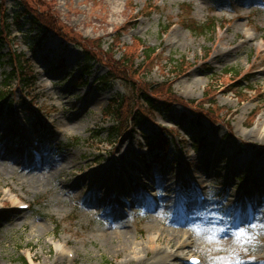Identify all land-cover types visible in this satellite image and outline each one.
<instances>
[{
  "label": "rangeland",
  "instance_id": "374dc122",
  "mask_svg": "<svg viewBox=\"0 0 264 264\" xmlns=\"http://www.w3.org/2000/svg\"><path fill=\"white\" fill-rule=\"evenodd\" d=\"M68 1L4 0L2 6L8 22L21 5L41 21L54 19L48 29L23 18L21 31L12 22L0 38V89L16 101L11 114L0 107V264H139L115 249L120 230L144 246L152 237V247L165 253L169 244L158 230L168 226L199 236L190 248L172 240L176 259L167 257L165 264H184L178 253L206 264L233 251L225 264H264V6L259 0ZM112 2L119 10L114 14L106 11ZM103 18L111 20L103 24ZM195 24L208 28H188ZM138 43L155 52L145 59ZM13 50L29 61L35 75L30 87L15 79L4 85ZM129 52L138 71L116 66ZM84 54L95 55L94 62ZM188 65L189 73L177 75ZM108 69L112 81L105 83ZM192 78L197 85L186 96ZM230 78L238 79L236 87H227ZM202 80L205 85H198ZM165 81L166 93L159 89ZM133 84L160 100L178 101L168 111L148 113L134 98ZM117 96L125 98L122 116L138 107L148 121L134 131L124 121L111 134L114 121L104 110ZM204 101L220 113L212 110L211 119L198 121L196 113L209 105ZM24 111L35 116L24 118ZM156 127L169 133L164 152L149 151L143 140ZM6 151L26 157L30 169L3 157ZM38 164L42 170L34 169ZM8 188L29 203L27 210H13ZM200 193L207 197L203 203ZM241 227L247 235L237 244L233 234ZM103 231L120 235L107 243Z\"/></svg>",
  "mask_w": 264,
  "mask_h": 264
},
{
  "label": "trees",
  "instance_id": "16d2710c",
  "mask_svg": "<svg viewBox=\"0 0 264 264\" xmlns=\"http://www.w3.org/2000/svg\"><path fill=\"white\" fill-rule=\"evenodd\" d=\"M2 6H4V0H0V38H5L3 36V33L8 32L10 24L14 23L15 26L17 27V29L19 31H21L23 26H24V24H21V21L23 18H26L27 21L30 20L32 22L31 24L33 26L35 23H37L35 25H38V26H39V23L40 24L42 23L41 26L44 25L48 29H49V27H51L50 24H48V21L52 19L51 15H47L48 18H46L45 20L43 19V21H41L40 18L36 14L32 13L29 10V7L25 6V5L20 6L19 13L16 14L13 18V21H12L13 23L8 22L7 18L9 16L5 12V8H3ZM29 14H31V16ZM53 19H54V17H53ZM37 20H39V21H37ZM188 28H190V30H192V31H196V30L205 31V29H207L208 27L205 25H196L195 24V25L189 26ZM62 37L64 38L63 35H62ZM42 39L43 38H41L40 40L37 41L38 43H37L36 48L37 47L39 48V46H40L39 42L42 41ZM72 41H74V40H72ZM74 42H76V41H74ZM136 42L137 41L134 40V44ZM81 47H83L82 44H81ZM135 48L140 50V53L143 55V57L145 59L149 58V56L155 52L154 48L146 47L145 45H143V43H138V45H136ZM83 50L85 52H87V50H85L84 47H83ZM12 52L13 53L9 52V54L7 55V59H6L8 62L10 70L4 76V85L7 86V84H8L7 82H9L12 79H15L17 86L30 87L35 80V75L33 74L32 70H31V66L28 63V59L25 58L26 56L22 52H16V50H13ZM132 53L133 52H129V54L128 53L123 54V56L118 61V65H116V66H120L121 68H123L122 70H125V71H128L130 69H132L133 71H138L137 70L138 67H134L135 64L133 63V59L135 56H133ZM94 58H95V55L86 54L87 62H90L91 59L94 60ZM113 67H114V65H113ZM110 72L112 73V69H110ZM167 84H168V82L165 81V83H163L161 85L162 88L159 86L158 87L161 91L166 93L169 90L168 89L169 87L167 86ZM133 85L135 88V90L133 91L135 93L134 98L136 100L139 99L144 104V106L149 108L150 111L148 113H155L156 111H158V108L163 109L165 111H168L171 109L170 104L178 101L176 98H174V99L164 98V99L160 100V99H158V97L154 96V92L152 90L147 89L146 86L137 87V85H135V84H133ZM165 88L167 89L166 91L164 90ZM124 102H125V98L118 96V97L111 99L109 101L107 107L105 108V111H104L105 114L104 115L111 117L114 121V124L110 127V130L112 132L111 134H114V135L118 134V129L120 128V126L122 125V123L124 121L125 122L130 121V127H131L132 131L135 130L136 125L140 124L141 122L148 121L149 116H147V114L140 113V111L138 110V107H135L133 110H131L128 113V115L122 116V114L120 112H122V105L124 104ZM204 102H202V103H204ZM208 103H209V105L207 106L206 109H204V108L200 109V112H202L201 114L196 113L197 116L196 115L195 116H196L198 121H201L205 118L211 119L212 110L215 111V114L220 113L219 108L215 107L214 102L208 101ZM2 106H5L8 112H12V110H13V101L11 99V93L5 89H0V107H2ZM127 112H128V110H127ZM133 114H135V116H132ZM157 129L158 130L151 135H143V139L145 141L147 148H149V150L160 149V150L165 151L168 147V140L169 139H167L168 138L167 134H169V133L162 127H158ZM22 263L26 264L25 261Z\"/></svg>",
  "mask_w": 264,
  "mask_h": 264
},
{
  "label": "bare ground",
  "instance_id": "6f19581e",
  "mask_svg": "<svg viewBox=\"0 0 264 264\" xmlns=\"http://www.w3.org/2000/svg\"><path fill=\"white\" fill-rule=\"evenodd\" d=\"M67 3L69 4V1L68 0H65L64 2V5L66 6ZM67 8V7H66ZM106 9V8H105ZM108 13L110 14H114L115 12L119 11L117 10V4L115 2H112V7H109L107 8L106 10ZM108 20H111V19H106V18H103L101 21L103 24H107L108 23ZM246 35L248 37V39H252V34L249 32V31H246ZM191 69V66H185L184 68L181 67L179 69V72L177 75H185L187 73H189L188 71ZM261 73H264V68H262L261 70ZM192 80L194 82H191L189 84H187V86L184 88V91H183V94L184 95H188L190 92H191V89L193 87V85H197L195 82H197V80L195 78H192ZM235 80H233L234 82ZM205 82L206 80H202L201 82L199 81L198 82V85H205ZM193 84V85H192ZM230 85H227V87L229 88ZM227 89V88H226ZM217 92V91H216ZM213 97V96H212ZM77 127L75 124L72 123V127ZM260 135V133H259ZM3 157H6V159H9L11 160L13 163H15L17 166L21 167V169H30V165L28 163V159L26 157H18L16 155V153H13V152H8L6 151L4 154H3ZM249 162H247V165L246 166H249L248 164ZM41 164H38L34 167V169H41ZM15 172H17L15 170ZM51 176H53V174H51ZM45 177V176H44ZM46 180H49V178H45ZM18 184L22 185V181L20 180L18 182ZM95 184V180H92L91 181V185L93 186ZM70 185H74V183H68L66 185V187L70 186ZM168 190H171V188ZM244 191H248L247 189H244ZM13 190L11 188H8V191H6L5 195H6V198L12 203V204H15V205H19V204H22L23 202H20L18 200V197L16 195H13L12 194ZM243 193V192H242ZM244 194V193H243ZM1 206H2V203H1ZM257 207H258V203H257ZM257 207L255 206V209L253 211H251V216H254L255 213L258 212V209ZM264 213V212H263ZM250 217V216H249ZM182 226H187V224H183L182 222L180 223ZM190 227V225H189ZM164 231L161 232L160 230H158V234L160 237L166 239V242L167 244H169V247L165 248L166 252L164 253L161 248L159 249L158 246H156L155 248L152 247V237H149V240H147V244L144 246V244L142 243H138V242H135V237L134 235H131L128 230H120L121 232V238L117 239V237H119V235H113V233L109 234L108 232L106 231H103L102 235H104V237L106 238V241L107 243H111V241H113L115 238L117 239V242H116V246H115V249L116 247H120L121 249L124 250L125 252V257L127 256V259H136L137 262L139 264H159V263H164V260L167 258V257H174L176 256L175 254V251L172 249V246L170 245L171 241L173 240L174 242H176L175 244L178 245L179 248H190V246L192 244H194V241H195V238H197L199 236V233L196 231V230H182L180 228H176V227H164ZM190 234V235H189ZM167 236H171V238H167ZM195 236V238H193ZM181 237L183 238L182 241H178V238ZM56 249L59 250L60 252H65V253H68L69 251L68 250H65L62 246L56 244ZM114 246V244H113ZM152 249V252H153V255L148 257V258H142L140 255H139V252L140 250H148V249ZM158 253H162V254H158ZM62 254V253H61ZM174 255V256H172ZM180 256V258H186L187 257H183V255L181 254H177ZM125 259V260H127ZM173 259H176V257H174Z\"/></svg>",
  "mask_w": 264,
  "mask_h": 264
},
{
  "label": "snow or ice",
  "instance_id": "6c2138e0",
  "mask_svg": "<svg viewBox=\"0 0 264 264\" xmlns=\"http://www.w3.org/2000/svg\"><path fill=\"white\" fill-rule=\"evenodd\" d=\"M252 227H255V225H250ZM264 227V225H262ZM247 235V229L244 227L239 228L234 234V242L235 243H240L242 238ZM207 238V237H206ZM236 255L235 251L231 252L229 257H215V258H210L206 264H225V261H229L231 259V256ZM192 264H200L198 260L193 259Z\"/></svg>",
  "mask_w": 264,
  "mask_h": 264
}]
</instances>
